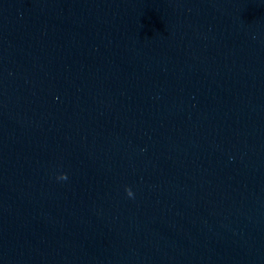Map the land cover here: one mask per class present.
I'll use <instances>...</instances> for the list:
<instances>
[{"label":"water","instance_id":"1","mask_svg":"<svg viewBox=\"0 0 264 264\" xmlns=\"http://www.w3.org/2000/svg\"><path fill=\"white\" fill-rule=\"evenodd\" d=\"M0 264H264V0H0Z\"/></svg>","mask_w":264,"mask_h":264},{"label":"clouds","instance_id":"2","mask_svg":"<svg viewBox=\"0 0 264 264\" xmlns=\"http://www.w3.org/2000/svg\"><path fill=\"white\" fill-rule=\"evenodd\" d=\"M58 179H60V180H64V179H66L67 177L64 175V174H61L59 177H57ZM125 192H126V194H127V196H129V197H132L133 196V193H132V191L130 190V189H128V188H125Z\"/></svg>","mask_w":264,"mask_h":264}]
</instances>
